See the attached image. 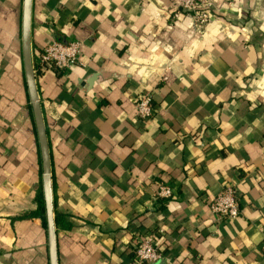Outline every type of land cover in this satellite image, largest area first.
<instances>
[{
	"label": "crops",
	"instance_id": "obj_1",
	"mask_svg": "<svg viewBox=\"0 0 264 264\" xmlns=\"http://www.w3.org/2000/svg\"><path fill=\"white\" fill-rule=\"evenodd\" d=\"M210 1L198 33L172 0H32L37 69L52 39L81 43L67 74L35 72L58 264H132L144 229L160 233L153 264H264V0ZM21 3L0 0V264H49ZM231 183L239 215L217 219L209 201Z\"/></svg>",
	"mask_w": 264,
	"mask_h": 264
},
{
	"label": "built area",
	"instance_id": "obj_2",
	"mask_svg": "<svg viewBox=\"0 0 264 264\" xmlns=\"http://www.w3.org/2000/svg\"><path fill=\"white\" fill-rule=\"evenodd\" d=\"M175 18L184 15L190 18L191 27L201 33L217 16L216 8L210 0H172ZM232 7L231 5L229 8ZM81 43L76 40L60 42L52 39L38 54V70H53L55 73L67 74L71 67L80 62ZM136 116L149 120L154 114L153 99L150 92L138 96L135 100ZM173 191L170 186L161 184L156 191V198L170 199ZM209 208L217 219L232 220L239 215V203L235 185L226 184L222 190L209 201ZM160 233L157 231L136 236L132 264H153L161 259L156 242Z\"/></svg>",
	"mask_w": 264,
	"mask_h": 264
},
{
	"label": "water",
	"instance_id": "obj_3",
	"mask_svg": "<svg viewBox=\"0 0 264 264\" xmlns=\"http://www.w3.org/2000/svg\"><path fill=\"white\" fill-rule=\"evenodd\" d=\"M32 0H22L20 15V45L24 83L37 138L41 164V192L45 211V230L48 263L58 264L56 229L53 214L51 163L46 129L43 122L40 98L36 86V75L31 53Z\"/></svg>",
	"mask_w": 264,
	"mask_h": 264
},
{
	"label": "trees",
	"instance_id": "obj_4",
	"mask_svg": "<svg viewBox=\"0 0 264 264\" xmlns=\"http://www.w3.org/2000/svg\"><path fill=\"white\" fill-rule=\"evenodd\" d=\"M36 67L37 66L35 65L34 66V69H36L35 72H39V70ZM153 107H154L155 110H156V108H158L157 104H155L154 102H153ZM37 200H38V210L36 211L35 215H37L38 217L41 218L42 224L45 227V211H44L43 197H42V192L41 191H39L38 194H37ZM63 217L64 216H62V215L55 214L54 224H55L56 227L59 228V227L65 226V221H64ZM151 232H154V231H151L150 229H144L140 234H137L136 236L147 234V233H151ZM158 240H159V237L157 238V242H158ZM157 242H156V246L158 248V243ZM134 248H135V245L133 246V248H131L132 249V253L130 254V257H133V255H134Z\"/></svg>",
	"mask_w": 264,
	"mask_h": 264
}]
</instances>
